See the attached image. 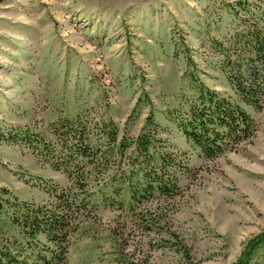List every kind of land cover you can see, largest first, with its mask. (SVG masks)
I'll return each instance as SVG.
<instances>
[{
	"label": "rangeland",
	"instance_id": "rangeland-1",
	"mask_svg": "<svg viewBox=\"0 0 264 264\" xmlns=\"http://www.w3.org/2000/svg\"><path fill=\"white\" fill-rule=\"evenodd\" d=\"M257 34L264 0H0V248L21 238L10 203H48L56 186L90 202L63 260L49 264H264V241L243 256L264 232V93L259 108L241 103L252 138L213 159L180 124L202 88L239 101L228 75L246 65L233 47L248 56ZM77 116L93 143L101 120L114 123L116 145L130 142L102 175L81 167L83 192L15 136L27 128L58 145L52 123ZM149 128L171 162L170 195L127 180L134 141ZM40 240L46 253L55 248Z\"/></svg>",
	"mask_w": 264,
	"mask_h": 264
},
{
	"label": "trees",
	"instance_id": "trees-1",
	"mask_svg": "<svg viewBox=\"0 0 264 264\" xmlns=\"http://www.w3.org/2000/svg\"><path fill=\"white\" fill-rule=\"evenodd\" d=\"M252 38L250 42L245 43L248 46L246 50L249 51V47L251 50L248 56L239 55V45L233 47V53L237 56L235 61L244 60L246 65L243 70L239 69V76L228 75L240 102L231 95L220 96L212 90L202 88L196 99L190 102L189 116L180 123L186 138L199 150V155L205 158L213 159L225 150H235L241 142L249 140L255 133L254 120L241 105L245 103L259 108L264 93V36L257 34ZM254 73L256 77L248 79ZM151 124V117H148V127ZM100 128L102 135L95 143L91 141L90 132L79 116L74 119L64 117L52 123L51 133L57 137L58 145L27 128L15 136H21L34 151L49 158L54 169L66 171L78 192H83L87 183L81 167L90 164V174L102 175L108 165L114 162L113 156L116 153L122 156L130 145L126 138L116 145V128L111 120H101ZM149 129L134 141L132 160L135 161V169L132 174L127 175V180L130 182L132 177L136 181L139 180L145 184L141 190L149 194L157 190L161 194L170 195L177 188L174 178L169 175L171 162L155 152L152 144L154 135L152 129ZM149 161L152 163L146 169ZM141 164H145V167L142 168ZM134 190L136 193L139 191ZM48 192L51 196L48 203H10V222L19 228L21 238L12 237L8 245L0 248V264H49L56 259L63 260L70 235L77 228L79 212L90 202L89 194L79 197L76 191L59 189L56 186ZM40 235H44L55 248L46 253L44 249L48 248L47 246H38ZM262 241L264 232L248 241L243 256L248 255L255 245ZM39 261L41 263H38ZM246 262V259L241 258L235 264Z\"/></svg>",
	"mask_w": 264,
	"mask_h": 264
}]
</instances>
